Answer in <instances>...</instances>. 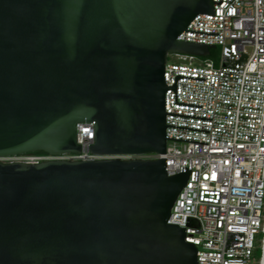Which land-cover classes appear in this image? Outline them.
I'll list each match as a JSON object with an SVG mask.
<instances>
[{
    "label": "water",
    "instance_id": "95a60500",
    "mask_svg": "<svg viewBox=\"0 0 264 264\" xmlns=\"http://www.w3.org/2000/svg\"><path fill=\"white\" fill-rule=\"evenodd\" d=\"M212 0H0V159L164 154L169 54ZM164 159L0 161V264H197ZM264 259V258H263ZM264 264V262H263Z\"/></svg>",
    "mask_w": 264,
    "mask_h": 264
},
{
    "label": "built area",
    "instance_id": "2783aa9c",
    "mask_svg": "<svg viewBox=\"0 0 264 264\" xmlns=\"http://www.w3.org/2000/svg\"><path fill=\"white\" fill-rule=\"evenodd\" d=\"M212 6L177 40L218 49L217 60L168 55L164 154L94 155V124L79 123L80 154H27L0 161L164 159L169 175L190 172L168 224L185 230V241L197 248V264H262L264 0H212Z\"/></svg>",
    "mask_w": 264,
    "mask_h": 264
},
{
    "label": "trees",
    "instance_id": "16d2710c",
    "mask_svg": "<svg viewBox=\"0 0 264 264\" xmlns=\"http://www.w3.org/2000/svg\"><path fill=\"white\" fill-rule=\"evenodd\" d=\"M217 53H218V49H215V51L211 50L210 57H214V56L217 57ZM34 154H45V153L37 152V153H34ZM256 257L258 259L261 257V251L259 249L256 251Z\"/></svg>",
    "mask_w": 264,
    "mask_h": 264
},
{
    "label": "rangeland",
    "instance_id": "374dc122",
    "mask_svg": "<svg viewBox=\"0 0 264 264\" xmlns=\"http://www.w3.org/2000/svg\"><path fill=\"white\" fill-rule=\"evenodd\" d=\"M213 51H215V49H213ZM208 58L211 59V60H214V61L217 60L216 56H214V57H210V56H209V57H207L206 59H208ZM170 60H171V58H170ZM171 61H172V60H171Z\"/></svg>",
    "mask_w": 264,
    "mask_h": 264
},
{
    "label": "bare ground",
    "instance_id": "6f19581e",
    "mask_svg": "<svg viewBox=\"0 0 264 264\" xmlns=\"http://www.w3.org/2000/svg\"><path fill=\"white\" fill-rule=\"evenodd\" d=\"M263 262H264V259H263ZM263 262H262V264H263Z\"/></svg>",
    "mask_w": 264,
    "mask_h": 264
},
{
    "label": "flooded vegetation",
    "instance_id": "af4514ba",
    "mask_svg": "<svg viewBox=\"0 0 264 264\" xmlns=\"http://www.w3.org/2000/svg\"><path fill=\"white\" fill-rule=\"evenodd\" d=\"M34 154V153H33Z\"/></svg>",
    "mask_w": 264,
    "mask_h": 264
}]
</instances>
